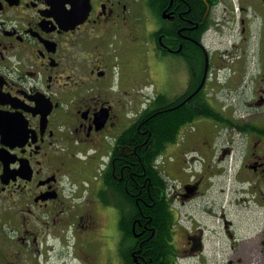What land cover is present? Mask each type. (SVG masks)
Wrapping results in <instances>:
<instances>
[{"label":"flooded vegetation","instance_id":"flooded-vegetation-1","mask_svg":"<svg viewBox=\"0 0 264 264\" xmlns=\"http://www.w3.org/2000/svg\"><path fill=\"white\" fill-rule=\"evenodd\" d=\"M148 167L170 264H264V0H0V264H159Z\"/></svg>","mask_w":264,"mask_h":264},{"label":"trees","instance_id":"trees-1","mask_svg":"<svg viewBox=\"0 0 264 264\" xmlns=\"http://www.w3.org/2000/svg\"><path fill=\"white\" fill-rule=\"evenodd\" d=\"M191 5L194 4V0H187ZM197 1V0H196ZM173 113H170L168 115L169 118H167V126L172 125L173 123H176V127H180L183 123L185 118L180 117V113L177 111H172ZM143 117V116H142ZM180 117V118H179ZM151 122L148 123V126L152 129V133L155 134L156 137L161 135L160 132V118H158L156 115L153 117H150ZM136 125V124H135ZM134 125V126H135ZM167 128V127H166ZM168 129V128H167ZM158 141V140H157ZM137 141H135L136 143ZM134 143V144H135ZM158 142L154 145V148H152V152L150 155V161L152 163L155 161V158L157 157V153L160 151V147H158ZM144 147L142 146V149ZM137 161V166L138 167H147L148 162H149V157H141L139 160L136 159ZM143 168V167H142ZM146 172V171H145ZM149 175L151 177L150 180V185H149V190L150 194L154 199L155 205L147 208L145 205V209L148 211L147 213L153 214L154 218L152 220V225H154L155 233L153 237L148 241L143 247L145 251V258L153 260H157L159 264H170V256H169V246H168V241H169V235H168V229H169V217L167 216V204L165 202V192H163V182L162 179L160 178L159 173L153 169L152 171L147 168V172L145 177ZM144 175H139L138 180L143 181ZM148 182L146 181V185ZM143 190H146V186L143 188ZM148 192L144 191V199L148 201L149 203L152 202L151 197L149 199L148 195H150Z\"/></svg>","mask_w":264,"mask_h":264},{"label":"rangeland","instance_id":"rangeland-1","mask_svg":"<svg viewBox=\"0 0 264 264\" xmlns=\"http://www.w3.org/2000/svg\"><path fill=\"white\" fill-rule=\"evenodd\" d=\"M221 25H223V30H221L220 32H216V33H213L210 37V41H209V44H210V47L212 48H215L216 46L220 47L221 48V51H222V54L223 55H217V58H216V61L218 63H220V67L223 66V69L220 70L222 74H225V75H228L229 76H232L231 74H229V65L231 68H236V69H239L240 66L243 65V63H245V60H243V58H238V59H235L236 55L238 54H246V51L245 52H241V49L239 48H236V49H233V48H227L228 46H230L231 44V38H232V34L229 35V28H227V26L225 24H222L220 23ZM255 24V23H254ZM253 27L257 28L255 25H253ZM227 48V50H226ZM220 50L215 49V53L219 52ZM253 51H254V55H253V59H255L256 57V53H255V49L253 48ZM223 56V58H222ZM234 58V59H232ZM226 62V63H225ZM180 65L179 63L176 62V59H171V61H166V69L164 70L163 73H161V75L164 77L163 79L165 80L166 84L163 83V80H161V85H166L169 89V91H172L175 89V87L177 86L176 82V72L179 71L180 69Z\"/></svg>","mask_w":264,"mask_h":264}]
</instances>
